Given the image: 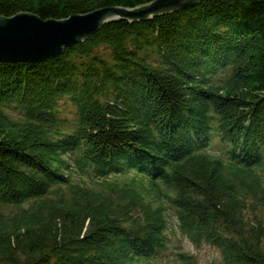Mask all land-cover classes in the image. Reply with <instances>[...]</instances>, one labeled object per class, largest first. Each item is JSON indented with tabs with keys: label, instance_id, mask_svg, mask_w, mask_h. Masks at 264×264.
<instances>
[{
	"label": "trees",
	"instance_id": "1",
	"mask_svg": "<svg viewBox=\"0 0 264 264\" xmlns=\"http://www.w3.org/2000/svg\"><path fill=\"white\" fill-rule=\"evenodd\" d=\"M145 1L0 0V14ZM219 68L231 70L223 85ZM214 136L223 154L206 151ZM74 168L91 180L74 182ZM263 179L264 0L118 18L51 58L0 61V264H155L167 204L219 264H264V221L245 212Z\"/></svg>",
	"mask_w": 264,
	"mask_h": 264
},
{
	"label": "water",
	"instance_id": "2",
	"mask_svg": "<svg viewBox=\"0 0 264 264\" xmlns=\"http://www.w3.org/2000/svg\"><path fill=\"white\" fill-rule=\"evenodd\" d=\"M200 0H149L130 5H108L56 18L32 11L0 14V61L44 60L62 53L66 46L82 41L104 23L126 18H150L156 14L192 6Z\"/></svg>",
	"mask_w": 264,
	"mask_h": 264
},
{
	"label": "rangeland",
	"instance_id": "3",
	"mask_svg": "<svg viewBox=\"0 0 264 264\" xmlns=\"http://www.w3.org/2000/svg\"><path fill=\"white\" fill-rule=\"evenodd\" d=\"M231 72L230 68H219L216 73L213 74L212 80L217 85H223L227 80L229 73ZM14 103L7 104L4 107V110L12 117L19 118L20 110ZM59 116L61 118H67L72 120L75 115V108L71 104L70 100L66 97H62L59 101ZM69 123V122H66ZM67 126H65L66 128ZM229 146V143L220 141V138L214 136L211 140V143L205 147L206 151L211 154H223L225 148ZM71 155H68V157ZM225 157V156H223ZM70 159V157H69ZM71 160V159H70ZM72 180L74 182L82 183L84 179L91 180L88 176L82 173L78 168H74L71 171ZM125 177L126 175H122ZM262 181V178H261ZM264 182V179H263ZM94 185V184H93ZM259 189L256 190L254 196L246 197L248 207L245 209L247 217L253 218L258 217L264 221V184L261 185ZM62 188L67 189L68 187L62 186ZM116 191L108 192L110 198H115L114 195ZM16 207L11 205L7 206V209H4L6 214L14 211ZM167 216H168V247L159 251L156 255L152 257V261L155 264H187L185 263L180 253L186 252L195 257L194 264H219L221 260V253L219 249L208 242L203 241L201 244L196 245L186 234H184L178 225V218L176 216L175 207L171 205H166ZM148 261L140 258L130 264H147Z\"/></svg>",
	"mask_w": 264,
	"mask_h": 264
}]
</instances>
